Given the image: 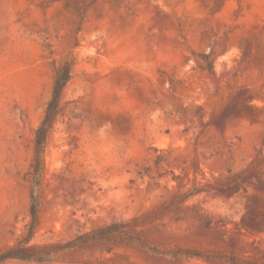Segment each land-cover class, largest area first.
<instances>
[{
  "label": "rangeland",
  "instance_id": "obj_1",
  "mask_svg": "<svg viewBox=\"0 0 264 264\" xmlns=\"http://www.w3.org/2000/svg\"><path fill=\"white\" fill-rule=\"evenodd\" d=\"M68 60L32 244L126 222L140 241L52 264H264V0H0V251Z\"/></svg>",
  "mask_w": 264,
  "mask_h": 264
},
{
  "label": "trees",
  "instance_id": "obj_2",
  "mask_svg": "<svg viewBox=\"0 0 264 264\" xmlns=\"http://www.w3.org/2000/svg\"><path fill=\"white\" fill-rule=\"evenodd\" d=\"M203 59L206 62V65L203 68L213 74L215 72L213 60H211L207 54L203 55ZM72 68L73 63L69 60L56 68L52 96L47 104L43 121L34 134V159L31 165L32 190L30 194L29 209L31 221L26 235L21 240L0 251V264H5L6 262L12 260L36 264H52L63 260L75 251L86 246L100 244L107 246V250L111 251L117 244L125 242L133 243L138 240L140 241L138 237L131 233L132 230L129 223L116 222L108 226L98 228L94 231L80 234L76 238L64 243L50 245L32 244V241L41 226V204L46 168L45 157L48 148V137L57 117L62 111V94L65 86L72 77ZM214 121L220 124L218 118H214ZM161 161V155L158 154L156 164H159ZM140 175L141 178H144L147 176L146 171L140 172ZM159 176L161 177L162 175ZM197 188L198 187L196 186L192 190H189L184 196L180 197V200L183 202L190 200L194 196ZM196 217L198 220L202 221L205 227L212 224V221L204 215L201 209L197 212ZM142 247L152 250L153 252H157V250L152 247L148 248L145 245H142Z\"/></svg>",
  "mask_w": 264,
  "mask_h": 264
}]
</instances>
